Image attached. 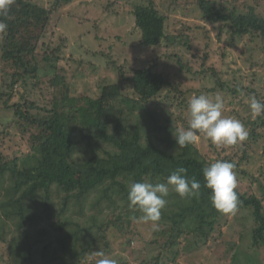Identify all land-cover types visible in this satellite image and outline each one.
I'll list each match as a JSON object with an SVG mask.
<instances>
[{"label":"trees","instance_id":"trees-1","mask_svg":"<svg viewBox=\"0 0 264 264\" xmlns=\"http://www.w3.org/2000/svg\"><path fill=\"white\" fill-rule=\"evenodd\" d=\"M69 1L60 0L58 7ZM249 1L252 2L190 0L204 23L225 28L230 42L249 38L264 54L261 2ZM132 13L143 45L157 47L166 42L171 47L181 43L180 36L167 33L168 16L154 1L134 4ZM47 14L44 32L50 22L51 13ZM11 31L7 26L0 41V147L8 148L12 141L18 145L17 149L13 145L12 153L9 149L0 150V245L7 246L9 264H87L83 260L100 251L97 229L101 236L112 225L117 229L126 223L130 228V217L142 215L129 208L128 183L166 182L167 176L179 167L187 168L188 176L200 182L199 196L182 198L170 187L161 214L163 220L158 222L164 228L160 233L164 241H152L153 246L161 245L163 249L149 264H159L162 256L167 257L165 264H178L184 237L194 236L195 248L205 243L224 215L212 206L211 190L204 186L203 168L211 160L202 156L196 143L177 145L172 135L177 126L149 105L167 90L169 78L151 66L133 70L127 77L122 67L112 63L108 68L120 73L118 83L105 86L95 99L73 97L65 71L80 63L59 55L63 45L56 51L50 45L39 51L37 45L13 36ZM43 37L44 33L38 40ZM65 42L66 39L61 40L62 44ZM177 63L181 69L190 70L181 60ZM207 71L224 90L218 73L214 69ZM44 87L54 93L50 101L41 105L29 98V90L43 92ZM228 87L236 93L232 86ZM247 90V96L254 94L264 102L262 94L252 88ZM135 112L146 116L138 115V121L132 124ZM54 190L62 195L57 207L52 201ZM237 193L240 203L235 212L251 208L255 247H263L264 201L255 195ZM95 195L97 213L95 201L94 210L89 201ZM109 199L122 206L104 215L103 200ZM49 223L54 235L42 263L35 254L39 246L44 247L40 244L44 239L40 241L34 233ZM70 245L76 253L71 255L72 251H68L69 259L55 255V251H66ZM168 254L172 259H168Z\"/></svg>","mask_w":264,"mask_h":264},{"label":"rangeland","instance_id":"rangeland-1","mask_svg":"<svg viewBox=\"0 0 264 264\" xmlns=\"http://www.w3.org/2000/svg\"><path fill=\"white\" fill-rule=\"evenodd\" d=\"M59 1L11 0L7 13H0V20L12 28L13 36L32 42L38 46L39 51L48 45L56 51L59 45H63L59 55L80 63L78 66L70 65L68 71H65L70 79V95L73 97L95 99L100 97L105 86L118 83L120 73L116 69L108 68L112 67V63L122 67L127 77L133 70L150 66L155 72L165 74L171 84L149 105L157 109L165 119H171L177 128L187 125L188 101L193 95L205 94L214 97L219 94L224 103V115L239 119L244 124L248 137L235 145L220 146L201 135L195 143L202 156L211 162H230L228 159H231L237 167L234 170L238 178L237 191L242 196L255 195L264 201V115L253 119L249 105L245 103L247 88H252L264 96V54L255 43L249 38L230 42L228 33L223 31L225 28L221 27L222 25L204 23L190 0H152L156 7L168 16L167 33L182 38L181 43L171 47H168L166 42L157 47H148L141 42V33L136 26L132 6L147 3L149 0H71L58 7ZM239 1L241 4L252 2ZM260 2V11L264 13V0ZM48 11L51 13L50 22L44 32ZM43 33L44 37L39 41ZM1 38L0 32V41ZM62 39H66L64 44L61 43ZM178 60L190 70L181 69ZM212 69L218 73L221 84L225 85L224 90L221 85L218 86L216 77L208 74L207 70ZM228 86H232L236 93ZM53 95L50 88L44 87L43 92L29 90L28 96L44 105ZM138 115L144 114L135 112L136 118H132V124L138 121ZM2 118L4 122L5 113ZM17 141H20V138H17ZM20 143L19 145L23 146L21 141ZM14 144L12 141L8 143V148L3 146L0 150L4 152L9 149V153H12L13 150L10 149ZM160 145L164 146L162 143ZM14 146L17 149L18 145ZM81 147L84 148V145ZM96 196L89 199L91 210H94ZM61 198L58 190H54L53 203L59 205ZM114 202L112 199L103 200L104 215L108 210L122 206L119 202ZM96 203L95 201V213L98 212ZM163 216L161 215V220ZM102 218L100 221H103ZM83 223L85 224V221ZM44 228L37 229L34 233L40 241L44 239V242H40L44 247L39 246L35 254L42 263L43 257L51 249L46 247L54 235V227L50 223ZM254 228L251 208H243L234 214H224L200 247L195 248L193 235L190 239H182L181 256L177 262L264 264V246L255 247L257 244L253 238ZM163 229L158 225V230L153 231L150 223L133 222L130 228L126 223L117 229L112 225L101 236L98 229L95 234L100 237V251L117 259L118 264H149L163 249L161 245H152L155 238L164 241L160 235ZM68 251H72L71 255L76 253L70 245L66 251H55V255L69 259L66 257ZM90 256L83 262H93L94 259H90ZM170 258L172 259V255L168 254V259ZM166 259L167 257L162 256L159 264H165ZM10 260L7 246L0 245V264H9Z\"/></svg>","mask_w":264,"mask_h":264},{"label":"clouds","instance_id":"clouds-1","mask_svg":"<svg viewBox=\"0 0 264 264\" xmlns=\"http://www.w3.org/2000/svg\"><path fill=\"white\" fill-rule=\"evenodd\" d=\"M10 5L11 0H0V13L6 14ZM6 28L7 24L0 20V32ZM245 103L249 105L253 119L264 115V102L258 100L254 94L248 95ZM187 113V125L172 131L175 142L180 147L197 142L201 135L220 146L235 145L248 137V132L239 119L224 115V103L219 94L214 97L205 94L193 95L188 101ZM234 168L235 165L226 160H215L203 168L204 186L211 190L210 202L222 214H234L240 203L237 193L238 178ZM170 187L182 198L198 197L201 184L194 177L188 176V169L185 167L174 170L167 176L166 182L133 180L127 185L129 208L139 210L142 215L130 219L135 223H150L153 231L158 230V222L166 206L165 197L169 195ZM90 259H94V264H118L117 259L103 251L93 252Z\"/></svg>","mask_w":264,"mask_h":264}]
</instances>
